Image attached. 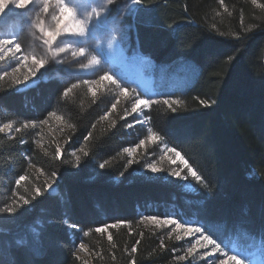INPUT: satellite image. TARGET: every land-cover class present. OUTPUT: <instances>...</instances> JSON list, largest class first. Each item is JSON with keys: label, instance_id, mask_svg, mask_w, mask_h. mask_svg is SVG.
I'll use <instances>...</instances> for the list:
<instances>
[{"label": "trees", "instance_id": "trees-1", "mask_svg": "<svg viewBox=\"0 0 264 264\" xmlns=\"http://www.w3.org/2000/svg\"><path fill=\"white\" fill-rule=\"evenodd\" d=\"M142 5L134 36L140 52L158 65L181 59L199 69L192 86L172 97L182 103L175 111L154 103L149 112L156 134L180 151L203 181L195 196L184 197L189 206L181 199L175 206L215 237L219 232L226 239V226L264 244V8L251 0H142ZM68 87L50 81L17 94L10 84L0 86V123L36 121L55 112L73 125L59 158L54 144L39 149L29 132L12 139L0 132V208L13 199L20 204L14 213L0 212V264H130L133 259L172 264L173 242L162 249L150 232L127 228L114 231V248L96 235L86 238L99 253L89 262L73 254L81 233L113 217L135 216L134 203L142 198L171 202L173 189L133 182L120 157L124 128L100 125L104 98L79 100L77 92L64 98ZM79 142L84 151L77 162L69 153ZM31 165L43 175L29 172ZM21 175L27 179L17 186ZM117 177L123 180L116 183ZM46 178L57 179V195L48 194ZM151 186L155 189L145 191ZM36 187L41 194L32 199ZM20 195L29 203L19 201ZM71 224L80 231H70Z\"/></svg>", "mask_w": 264, "mask_h": 264}, {"label": "rangeland", "instance_id": "rangeland-1", "mask_svg": "<svg viewBox=\"0 0 264 264\" xmlns=\"http://www.w3.org/2000/svg\"><path fill=\"white\" fill-rule=\"evenodd\" d=\"M76 2L80 3L82 0H76ZM83 2L87 3V0H83ZM125 4H130V0H116V3L110 6L111 10L106 13L108 17L107 22L88 38V44L86 47L92 52V54L97 55L98 59H100L101 64L99 66L92 69H81L77 59L72 58L70 52L61 53L57 58L58 62L50 60L44 68H41L34 76H32L28 72V67H32L30 61L28 62V67L21 66L17 72H13L12 67H15V64H13L12 67H9V60L6 58L4 61H0V74L7 71L8 75L0 81V86L10 84L14 87V93L26 94L38 89L42 83L55 81L59 84H67L71 87L72 84L80 83L83 80L97 79L107 71L110 75H113L122 86L127 87L129 92L135 89V94L141 99H151L153 101H161V103L165 99L170 101L179 100L177 98L173 99L172 97L177 93H184L192 86L198 76L196 71L199 74V69L195 62L181 59L168 63V65L159 64V66H155L154 60L142 54L138 49L137 44H135V15L144 5H142V3L139 5H132L131 7L135 10L131 12L125 10L122 18L117 20L116 16L118 11L123 9ZM257 4H259V2H257ZM6 10L7 9H5V11ZM17 11L24 10L17 9ZM0 15H2V13H0ZM2 31L18 34L17 39L21 44V53L18 55L22 56L23 53L30 52L33 49L35 50L34 54L37 56H42L44 54L43 47L41 46L42 42L36 40L32 36L29 26L26 23H23L19 18L9 19L7 22H0V32ZM37 35H39V33H37ZM113 36L115 39H113ZM0 38L3 37L0 36ZM9 38H11V36H9ZM78 59L83 60V58ZM25 75L29 76L27 81H24L23 79ZM16 79H19L22 82L15 83ZM162 89H166L169 93L166 94ZM76 92L78 93L79 100L89 98L96 100L98 98H104L105 103L103 105L102 116H104L106 112L108 113V116L106 119L100 118V125L110 128L115 127L118 124L124 128L126 133V136L123 137L125 147L121 150L120 157L121 160L125 161L124 168L127 169L126 172L136 179L133 180V182L140 180L142 182L151 183L158 188L162 186L161 184H167L171 186L173 190L168 199L171 202L167 201V203H165L164 201L159 202L158 199L142 198L134 203L135 216H127V219H123L125 218L123 215L122 217H113V219H107L105 223L98 226L103 227L105 225L110 226L119 223L120 226L118 228L109 227L107 232L104 233H97L94 229V231L92 230L89 232L88 236L81 233L79 240L75 242L73 247L75 256L79 257V260L83 262L93 260L99 255V253L98 250H94L90 247L86 238L88 239L89 237L96 235L98 238L100 237L107 243H110L108 240L109 233H111L113 238L114 231L127 228L131 233L136 232L137 230L150 232L156 240L159 241L160 239V246L163 244V247H161L162 249H166L165 243L168 240L173 242L172 264H216V257L218 254H213L211 256L203 255L205 252L211 251V245L207 249L198 247L197 251L193 255L188 256L186 260H178L177 257L186 255L187 248L190 247L191 243L195 242L199 234L184 237L183 229H180L177 232L172 231V229L175 228V224H161L158 226L155 223L144 219L145 217H156L160 220L171 218L193 228L202 227L201 224H197L194 221L182 220V216L179 214L178 207L175 206L174 202L176 199H181L185 206H189L186 199L196 195L194 193L196 192L195 186L196 184H199V182L189 174L188 168L191 167L195 172L196 170L189 164L188 160L180 151L170 146L157 134L156 135L159 137L158 140L153 142L148 139L149 128L156 133L149 117L151 107L143 108V106H141L142 111L132 113L131 103L124 97H120L116 109L109 111V109H111V104L116 102L115 97L118 95L119 89H116L112 85H108L106 81L104 88H96V97L91 95L88 91V86L84 84H80V87L74 89L70 94ZM176 105L180 104H173L172 107H175ZM126 108L130 113L127 116H125L124 113ZM167 108L168 106L164 108V110ZM58 116L62 117L61 115ZM121 117H124V119H121ZM45 120L47 123H40V121ZM33 122L36 125L35 127L31 126ZM2 124L4 123H0V125ZM23 124H29V127H21ZM129 124L132 125V127H128L127 125ZM16 128H21L20 132H29L32 136V142L39 149L46 150L49 144H54L55 148L59 146L61 155L69 146L67 132L70 127L64 117H62V119H56V117L48 114L44 118L37 119L36 121H26L20 124L13 123V129L11 132L6 129L5 132L1 133L12 139L20 133L15 131ZM141 140H144L145 143L137 147ZM82 148H84L82 142H79L76 148L70 151L71 153H69V155L77 160L76 157L80 156L79 154L83 152L80 151ZM126 148H135V151L132 155H129L124 151ZM167 149H175L179 152L184 160L187 161V167L180 162V157H177L175 152L168 151ZM72 153H75L76 155H72ZM130 160L132 163H129ZM150 164L156 165L160 170L153 172L152 169L148 167ZM29 172L38 177L43 175L38 168L32 165L29 168ZM173 172H179L180 175H173ZM253 174L256 173L253 172ZM56 180L57 179L55 178L44 179V181L51 185L50 188H47V192L50 195L58 194L59 190ZM121 180H123V177H117L114 179L116 183H120ZM144 189L145 191H152L155 188L151 186ZM184 197H186V199ZM161 203H163V206L159 209ZM116 213L117 212H114L112 215ZM68 226L70 231H80L77 227L72 228L70 225ZM223 227L225 228L224 235L229 237V239L225 241L223 240L222 247L226 250L229 248L236 249L237 251L241 250L240 252L244 257L245 264H264L263 243L248 236L242 230H230V228L226 226ZM203 228L207 234L211 235L207 226H204ZM27 229L33 228H30L29 226ZM169 233H171V235H169ZM177 234L181 235L183 238L181 240H176ZM212 237L219 243L215 236ZM81 242L85 244L86 251L79 250ZM201 243H203V241H201ZM245 247H251L250 251H245Z\"/></svg>", "mask_w": 264, "mask_h": 264}, {"label": "snow or ice", "instance_id": "snow-or-ice-1", "mask_svg": "<svg viewBox=\"0 0 264 264\" xmlns=\"http://www.w3.org/2000/svg\"><path fill=\"white\" fill-rule=\"evenodd\" d=\"M116 3V0H87V3L80 2L77 3L76 0H0V22H7L9 19L19 18L23 23H26L29 26V30L31 31L32 36L41 41V46L43 47L44 54L42 56H37L34 54V49L30 52H25L21 55V44L18 42L17 33H9L7 31L0 32V61H4L6 58L9 60V67H12L15 64V67H12L13 72H17L21 66L28 67V62H31L32 67H28V72L34 76L37 71L41 68H44L49 61H57V58L61 55V53H71L72 58L77 59L79 67L81 69H92L101 64L100 59H98L97 55L92 54L89 49L86 47L88 44V38L104 23L107 22V15L111 10L113 4ZM142 3V0H130V4H125L123 9L118 11L116 19H120L123 16L125 10L131 12L134 11L131 6L139 5ZM220 3H223V0H220ZM253 4H256L257 7L264 8V5L257 4V0H252ZM5 9H7L5 11ZM17 9H23L24 11H17ZM227 11V9H225ZM252 26H249L251 28ZM246 31L249 29H245ZM39 33V35H37ZM11 36V38H9ZM59 38V39H58ZM113 39L115 37L113 36ZM78 58H83V60H79ZM86 61V62H85ZM58 62V61H57ZM8 75V72L5 71L3 74H0V81L4 79ZM24 81L29 79L28 75L24 76ZM105 81L108 85L114 86L116 89H119L118 95L115 97V103L111 104V109L109 111L115 110L117 103H119L120 97H124L131 103V112L136 113L142 111L141 106L143 108H149L154 103H161V101H153L151 99L145 100L141 99L139 96L135 94V89L129 92L127 87L121 85L120 82L117 81L110 75L107 71L100 75L97 79L94 80H83L80 83L72 84L71 87H68L63 92V97L68 98L69 94L73 92L74 89L80 87V84H84L88 86V91L91 93L93 97H96L97 92L96 88H104ZM22 81L19 79L15 80V83H21ZM163 104L167 105L172 111L176 109L172 107L173 104H180L179 100H168L165 99L162 101ZM200 103L205 104L207 101L201 100ZM125 116L129 115L128 109L124 110ZM49 115L56 117V119H62V117L58 116L55 112L50 113ZM108 113L106 112L101 119H106ZM124 119V117H121ZM147 119V117H146ZM41 124L47 123V121H40ZM114 123V122H113ZM32 127H35V123L31 124ZM128 127H132V125H127ZM23 128L29 127V124L21 125ZM69 127H73V125H69ZM95 128V125H93ZM11 132L13 129V123L8 122L0 125V132H5V130ZM21 128H16V132H20ZM148 139L151 141H156L159 137L156 133L153 132L151 128L148 129ZM91 136V133L88 134ZM87 140L88 137H85ZM145 143L144 140L140 141V144L143 145ZM168 151L175 152L177 157H180V162L187 167V161L177 152L175 149H167ZM80 151H84L83 148ZM129 155L135 151V148H126L124 149ZM87 155V153H84ZM72 155H76L72 153ZM60 156V148L57 146L56 148V158ZM77 162L80 157H76ZM107 161L105 162V164ZM129 163H132L130 160ZM105 164H101L100 167H105ZM152 169L153 172L159 171L154 164L148 165ZM188 172L194 179L198 182L203 183L201 177L197 175L195 171L192 170L191 167L188 168ZM173 175H180L179 172H173ZM56 173L53 172L51 174L52 177H55ZM27 177L25 175L19 176L15 180V184L19 186L22 181H25ZM44 187L50 188L51 185L45 182ZM34 195L32 199H35L36 196L41 194V189L39 187L34 188ZM17 193H13L15 197ZM19 201H22L24 204H28L29 200L26 199L23 195L18 197ZM15 205V206H12ZM12 205H6L3 208H0V212L6 213H14L20 204L17 200L13 199ZM144 219L155 223L156 225H171L175 224V228L172 229L173 232H177L180 229H183V236H195L199 234L198 238L194 243L190 244V247L187 248L186 255L177 257L178 260H186L188 256L193 255L197 248H205L207 249L210 245L211 251L205 252L204 256H211L213 254H218L216 257V264H245L244 257L240 251L236 249L229 248L225 249L222 247V243H218L217 240L213 239L212 235L207 234L205 229L202 227H191L187 226L184 223H180L174 219L166 218L164 220H160L156 217H145ZM120 226L119 223L113 225H105L103 227H98L95 229L97 233L107 232L109 227L118 228ZM70 227L76 228V224H71ZM85 236L89 235V232H84ZM141 235H143L141 233ZM171 235V233H169ZM183 237L179 234L176 235V240H181ZM111 233L108 234V240L112 242ZM203 241V243H201ZM19 245H23L24 241H17ZM140 243L139 240L136 241L138 245ZM111 246L114 248L116 245L111 243ZM163 247V244H161ZM80 251H86V246L83 242L79 245ZM137 251L136 246L131 248V252L135 253ZM75 255V253H73ZM79 259V257H77ZM115 259V257H113ZM130 264H135V260H131Z\"/></svg>", "mask_w": 264, "mask_h": 264}, {"label": "bare ground", "instance_id": "bare-ground-1", "mask_svg": "<svg viewBox=\"0 0 264 264\" xmlns=\"http://www.w3.org/2000/svg\"><path fill=\"white\" fill-rule=\"evenodd\" d=\"M246 234V233H245ZM259 241V240H258Z\"/></svg>", "mask_w": 264, "mask_h": 264}]
</instances>
